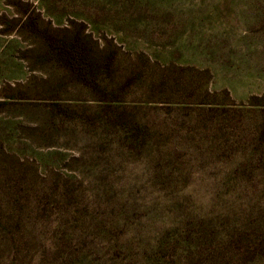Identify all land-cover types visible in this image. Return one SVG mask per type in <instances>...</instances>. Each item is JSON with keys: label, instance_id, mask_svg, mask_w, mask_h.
Segmentation results:
<instances>
[{"label": "rangeland", "instance_id": "obj_1", "mask_svg": "<svg viewBox=\"0 0 264 264\" xmlns=\"http://www.w3.org/2000/svg\"><path fill=\"white\" fill-rule=\"evenodd\" d=\"M25 16L83 31L119 99L67 75ZM260 122L264 0H0V142L59 202L0 240V264H228L264 246Z\"/></svg>", "mask_w": 264, "mask_h": 264}, {"label": "trees", "instance_id": "obj_2", "mask_svg": "<svg viewBox=\"0 0 264 264\" xmlns=\"http://www.w3.org/2000/svg\"><path fill=\"white\" fill-rule=\"evenodd\" d=\"M23 23V27L29 30L30 34L42 37L47 52L62 65L67 75L73 77L72 79L79 85L90 89L99 96L97 101L107 102L108 100L106 99L110 97L119 99V94H116V92L106 94L105 89L101 90L99 85V75L108 69L112 57L107 55L99 60L92 58L88 49L89 46L86 44V38L83 36V31L76 30L70 32L67 37L57 39L41 32L35 19L31 16H25ZM128 85L129 81L124 84V88L123 86L121 87L120 92L123 93L129 87ZM59 112L65 113V110H60ZM129 124H131L130 128L133 132L140 130V126L134 119H131ZM253 136L264 137V122L256 125ZM11 157L13 158H9V152H7L3 143L0 142V240L5 237L14 240L15 235L18 233L27 232L30 227L34 228L28 221L33 215H35L37 220H40V222L35 224V229H38L39 232L42 231L47 219L53 216L52 206L55 209L59 206V202L51 197L45 186L39 188V191L36 192L37 197L32 196L31 185H33L36 175H32L31 169L24 166V162L19 161V158L14 155ZM7 163L9 165L8 168L6 167ZM14 163L18 165V169L14 168ZM9 173L11 174L9 175ZM5 185H8L7 189H5ZM33 200L36 201L33 202ZM243 246L246 248L245 251L243 247L236 246V253L229 257L228 264H231L230 262H233V264L247 263V261L253 262L257 256L264 257V246L262 243L258 245L253 243L251 251L245 245Z\"/></svg>", "mask_w": 264, "mask_h": 264}]
</instances>
